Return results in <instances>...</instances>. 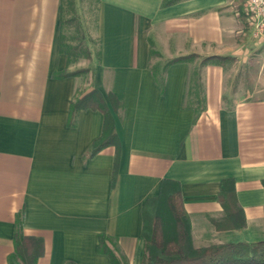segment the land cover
I'll return each instance as SVG.
<instances>
[{
    "label": "crops",
    "instance_id": "obj_1",
    "mask_svg": "<svg viewBox=\"0 0 264 264\" xmlns=\"http://www.w3.org/2000/svg\"><path fill=\"white\" fill-rule=\"evenodd\" d=\"M60 4L0 0V264L19 211L23 233L43 239L36 264H111L100 234L139 264L142 207L163 178L180 184L195 247L264 239V38L244 0H99L97 60L65 77ZM93 88L122 103L109 105L117 152L88 155L102 112L69 120L71 100ZM226 177L243 228L213 222H224Z\"/></svg>",
    "mask_w": 264,
    "mask_h": 264
},
{
    "label": "trees",
    "instance_id": "obj_2",
    "mask_svg": "<svg viewBox=\"0 0 264 264\" xmlns=\"http://www.w3.org/2000/svg\"><path fill=\"white\" fill-rule=\"evenodd\" d=\"M62 1L59 20V51L66 55L69 64L74 54L63 39ZM209 59V58H208ZM204 60H207L204 59ZM87 69L65 72L62 76L85 74ZM118 110L121 101L111 92L106 97L96 88L71 100L68 117L71 122L79 110H99L104 116L102 134L96 139L88 152L91 156L102 148L113 145L119 151V140L115 132L114 120L109 108ZM116 178V162L112 175V184ZM264 187V180H262ZM225 216L224 222L213 220L216 227L228 229L243 228L245 217L238 204L235 183L232 177L221 180L217 193ZM23 211L15 214L13 234L14 252L9 256L10 264H36L44 252L43 239L26 235L22 230ZM142 238L140 264H264V239L255 242H227L205 247H195L192 242L190 218L184 208L180 184L178 181L163 178L157 196L149 198L142 207ZM106 236L98 235V251L106 253L111 264H128L122 256H117L105 243ZM65 264H75L66 261Z\"/></svg>",
    "mask_w": 264,
    "mask_h": 264
},
{
    "label": "rangeland",
    "instance_id": "obj_3",
    "mask_svg": "<svg viewBox=\"0 0 264 264\" xmlns=\"http://www.w3.org/2000/svg\"><path fill=\"white\" fill-rule=\"evenodd\" d=\"M98 5L99 0L62 1L63 39L74 50L69 59L68 71L91 68L97 60L98 38L95 29ZM111 248L115 251L113 243Z\"/></svg>",
    "mask_w": 264,
    "mask_h": 264
},
{
    "label": "built area",
    "instance_id": "obj_4",
    "mask_svg": "<svg viewBox=\"0 0 264 264\" xmlns=\"http://www.w3.org/2000/svg\"><path fill=\"white\" fill-rule=\"evenodd\" d=\"M242 13L253 34L264 38V0H244Z\"/></svg>",
    "mask_w": 264,
    "mask_h": 264
}]
</instances>
